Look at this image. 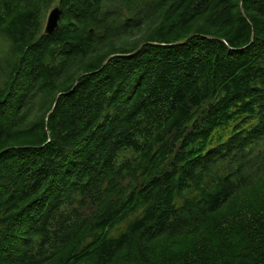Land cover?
<instances>
[{
  "label": "trees",
  "instance_id": "trees-1",
  "mask_svg": "<svg viewBox=\"0 0 264 264\" xmlns=\"http://www.w3.org/2000/svg\"><path fill=\"white\" fill-rule=\"evenodd\" d=\"M260 175L264 0H0V264H264Z\"/></svg>",
  "mask_w": 264,
  "mask_h": 264
},
{
  "label": "water",
  "instance_id": "water-1",
  "mask_svg": "<svg viewBox=\"0 0 264 264\" xmlns=\"http://www.w3.org/2000/svg\"><path fill=\"white\" fill-rule=\"evenodd\" d=\"M60 13H61V10H60V6L58 4H53L47 9L40 36L48 35V34L52 33L58 27L59 20H60ZM84 74L85 73L81 74L80 76H82ZM58 94H60V93H58ZM58 94H57V96H58ZM56 100H57V97L54 101V104H55Z\"/></svg>",
  "mask_w": 264,
  "mask_h": 264
},
{
  "label": "snow or ice",
  "instance_id": "snow-or-ice-1",
  "mask_svg": "<svg viewBox=\"0 0 264 264\" xmlns=\"http://www.w3.org/2000/svg\"><path fill=\"white\" fill-rule=\"evenodd\" d=\"M243 195L249 199L259 196L261 201L264 202V175L257 177V182L243 189Z\"/></svg>",
  "mask_w": 264,
  "mask_h": 264
}]
</instances>
